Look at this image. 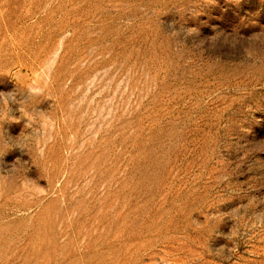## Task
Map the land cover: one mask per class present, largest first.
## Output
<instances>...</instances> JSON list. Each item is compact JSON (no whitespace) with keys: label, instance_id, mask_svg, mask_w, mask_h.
I'll return each instance as SVG.
<instances>
[{"label":"rangeland","instance_id":"rangeland-1","mask_svg":"<svg viewBox=\"0 0 264 264\" xmlns=\"http://www.w3.org/2000/svg\"><path fill=\"white\" fill-rule=\"evenodd\" d=\"M0 264H264V0H0Z\"/></svg>","mask_w":264,"mask_h":264}]
</instances>
